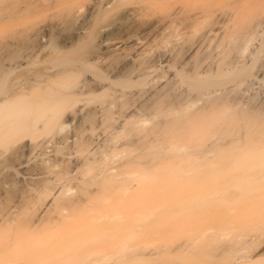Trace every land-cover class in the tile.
<instances>
[{"label":"bare ground","instance_id":"obj_1","mask_svg":"<svg viewBox=\"0 0 264 264\" xmlns=\"http://www.w3.org/2000/svg\"><path fill=\"white\" fill-rule=\"evenodd\" d=\"M47 9L86 14L0 56V264H264V0H0V26Z\"/></svg>","mask_w":264,"mask_h":264},{"label":"rangeland","instance_id":"obj_2","mask_svg":"<svg viewBox=\"0 0 264 264\" xmlns=\"http://www.w3.org/2000/svg\"><path fill=\"white\" fill-rule=\"evenodd\" d=\"M50 10V11H49ZM47 9L45 12L48 14H45V12L44 11H41V12H39V11H37V12H29V13H23L24 14V16L23 15H21L20 17H19V13H17L16 14V16H11L12 17V19L13 18H15V17H17V18H15V20L13 19H11V17L9 18V20L11 19V21H5V22H7V23H5V24H1V26L3 27V28H1V26H0V32L1 33H3L2 35H3V37L0 35V38L2 39V41L0 40V48L2 47V50H0V56L2 57L3 56V54H4V56L2 57V58H4L5 59V57H7V55L9 54V56L11 55V57H15L16 56V58H19V56H22V54L21 53H23L24 51L25 52H27V50H29L30 48H32L33 46H34V44H36L37 42H38V40H37V33L39 32V30L41 31V27H42V32H44V30L46 29V28H49L50 29V32H47V37H46V41H45V44H47L48 46H49V48L51 49V51H53L54 52V50H55V52H56V49L58 50L59 49V47H60V45H61V43H62V38H63V35L65 34V35H70V33H73L72 31H74V29H75V26H76V24H77V21H79L80 22V20L81 19H79L81 16L80 15H82V17L81 18H83L84 17V15L86 14L85 13V11H84V13L83 12H80V13H82V14H79V16L77 15V16H75V17H77V20L75 21V17H69L68 19L64 16L65 14V12H63L62 10H61V12H63L62 14H61V16L59 15L60 14V11H58V10H60V9ZM16 11H18V10H14V12H13V14H15V12ZM53 11H55L54 13H52ZM56 11H58V17L61 19V25L60 26H58V27H55V26H57V25H55V21L53 22V20H56V19H59L58 17L56 18L55 17V19H54V16H57V14L55 15V13H56ZM38 13V14H37ZM26 14V15H25ZM40 14V15H39ZM53 16V18H52V16ZM64 14V15H63ZM18 15V16H17ZM27 15H29V17H27ZM34 15H36V17L34 16ZM39 15V16H38ZM63 15V16H62ZM38 16V17H37ZM45 16L47 17V18H45ZM49 16V17H48ZM61 17H63L64 19H62ZM20 18H23V19H21L20 20ZM31 18V19H30ZM42 18H43V20H42ZM66 18V19H65ZM73 18V19H72ZM18 19V20H17ZM27 19V20H26ZM29 19V20H28ZM52 19V20H51ZM73 20L74 22H72V21H70V20ZM79 19V20H78ZM37 20H38V22H37ZM50 20V21H49ZM13 21V22H12ZM15 21V22H14ZM65 21V22H64ZM69 21V22H68ZM9 22V23H8ZM12 22V23H11ZM18 22H19V24H18ZM42 22H45V24L44 23H42ZM72 22V23H71ZM79 22H78V24L77 25H79ZM14 23V24H13ZM36 23H37V25H36ZM52 23V24H51ZM53 23H54V27H55V29H54V27L52 26L53 25ZM12 24V25H11ZM27 24V25H26ZM14 25V26H13ZM40 25V26H39ZM64 25V26H63ZM37 26V27H36ZM39 26V27H38ZM45 26H47L46 28H44ZM49 26V27H48ZM6 27V28H5ZM14 27V28H13ZM23 27V28H22ZM30 27V28H29ZM36 27V28H35ZM61 27V28H60ZM77 27V26H76ZM22 28V29H21ZM44 28V29H43ZM64 28V29H63ZM74 28V29H73ZM19 31H18V30ZM4 30V31H3ZM7 32H6V31ZM14 30V31H13ZM46 31V30H45ZM56 31H58V32H56ZM60 31V32H59ZM62 31V32H61ZM68 31V32H67ZM4 32H5V35H4ZM28 32V33H27ZM68 33V34H66V33ZM100 32H102V30L101 31H99V32H97V33H99V34H101ZM33 33V34H32ZM34 33H35V35H34ZM61 33H62V36H61ZM39 34V33H38ZM99 34H97V36L99 37L100 35ZM30 36V37H29ZM33 36V37H32ZM48 38V39H47ZM6 40V41H5ZM37 40V41H36ZM15 41V42H14ZM3 44V45H2ZM7 44H8V49H7ZM2 45V46H1ZM12 45V46H11ZM31 45H32V47H31ZM17 46V47H16ZM26 46L28 47V48H26ZM5 47V48H4ZM15 47H16V49H18V50H16L15 49ZM23 47V48H22ZM19 48H20V50H19ZM49 48H48V51H50L49 50ZM6 51H5V50ZM27 49V50H26ZM22 50V51H21ZM96 50V49H95ZM4 51V52H3ZM20 52L21 51V53L19 54V56H18V54H17V52ZM7 52V53H6ZM14 52V53H13ZM18 52V53H19ZM3 53V54H2ZM12 53L14 54V55H12ZM7 54V55H6ZM123 55V56H122ZM18 56V57H17ZM124 54H120V56H116V60L115 61H120V60H122L123 58H124ZM1 57H0V59H1ZM13 57V58H14ZM120 57V58H119ZM3 59V60H4ZM0 62H2V59L0 60ZM262 83V82H261ZM261 83H258V84H253L251 87H250V89L249 90H251V92L253 91V93H251L250 94V91L249 90H247V92L249 91V96H252V94L253 95H255L254 96V98L256 99L257 98V100L255 101V102H260V100H258V98H260V97H263V95L261 96V94H264V92L262 93L261 92V90L263 89L261 86L263 85V83L261 84ZM258 85H260L259 87H258ZM264 86V85H263ZM263 91H264V89H263ZM246 92V93H247ZM256 92V93H255ZM257 92H259V93H257ZM256 94H258V95H256ZM247 95V94H246ZM260 95V96H259ZM247 97V96H246ZM249 98V97H248ZM253 98V99H254ZM263 100H264V97L262 98ZM261 99V100H262ZM161 258V257H163V254L161 253L159 256H155L154 258ZM221 261H223V262H225L226 261V258H224V257H222L221 258Z\"/></svg>","mask_w":264,"mask_h":264}]
</instances>
